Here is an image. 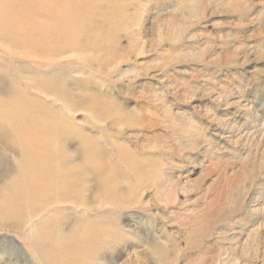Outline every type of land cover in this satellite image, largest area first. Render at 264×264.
<instances>
[{"label": "rangeland", "instance_id": "374dc122", "mask_svg": "<svg viewBox=\"0 0 264 264\" xmlns=\"http://www.w3.org/2000/svg\"><path fill=\"white\" fill-rule=\"evenodd\" d=\"M66 186L58 264H264V0H0V264Z\"/></svg>", "mask_w": 264, "mask_h": 264}, {"label": "bare ground", "instance_id": "6f19581e", "mask_svg": "<svg viewBox=\"0 0 264 264\" xmlns=\"http://www.w3.org/2000/svg\"><path fill=\"white\" fill-rule=\"evenodd\" d=\"M41 159L42 160L40 161V165L38 166L39 168L38 167L37 168L38 169H42L41 172H42V174L45 177L42 179V181L39 182V181L36 180L33 183H34V186H35L36 189H40V188L43 189V190L51 189L54 186H56V184L59 181V178H57V176H56L57 174H55V171H54L55 170L54 167H56V164H55L54 158L52 156H50V155L45 160L43 158H41ZM34 161H35V159H34ZM66 169L63 170L64 171L63 173L66 174L65 177L67 175L69 177L70 172L72 170L69 171V170H66ZM35 171H36V169H35ZM47 173L49 174V176H47L48 175ZM60 173H61V171H60ZM75 200H76V198H75ZM75 200H74V197H73L72 192L70 190V187L66 186V189L65 190H61V191L57 190L53 194H51L48 197L47 202H45L43 204V206H40L37 210H35L34 211L35 214L32 215L29 219H26L25 222H23L21 224L19 223L20 228H18V230H16V231H18L22 235V237L24 236L26 238V240L29 239L28 244L30 245V249L32 250L33 255L36 258L37 264H58V263H62L63 258H56V259H53L52 260L51 258H47V255H45L46 256L45 257L44 255L40 254V252L38 251L37 247H35L36 244H45V245L49 246V250H47L48 252L52 251L51 248H56L57 247L56 246V238L52 237L51 236V233H49L48 235H39V237H38V234L34 233V231H33L32 228L30 229V231L28 230L29 232L26 231V233H25L26 228L28 226H30V224H31L30 222H31L32 218L34 216L39 215L40 212L43 211L46 207L53 206V208H55V207L57 208L58 207V204L60 205V203H63V202L71 203V202H73ZM79 202H80V199H79ZM46 211H48V210H46ZM25 238H23V239H25ZM72 238L73 237L70 234L69 235L63 234L60 241H62L63 244H65V245L66 244L69 245V244L72 243L71 242ZM46 248H48V247H46ZM59 251H61V250H59ZM68 255H69V253H68ZM67 264H83V263L80 262V261H77V260L76 261L73 260V261H71V262H69Z\"/></svg>", "mask_w": 264, "mask_h": 264}]
</instances>
